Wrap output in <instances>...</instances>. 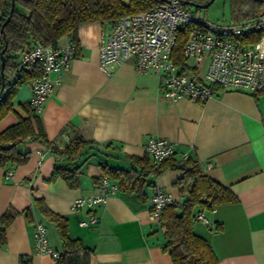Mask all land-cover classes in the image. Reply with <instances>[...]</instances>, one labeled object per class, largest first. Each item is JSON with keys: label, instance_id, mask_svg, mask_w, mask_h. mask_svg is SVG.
Returning <instances> with one entry per match:
<instances>
[{"label": "crops", "instance_id": "1", "mask_svg": "<svg viewBox=\"0 0 264 264\" xmlns=\"http://www.w3.org/2000/svg\"><path fill=\"white\" fill-rule=\"evenodd\" d=\"M109 29L107 23L78 28L76 55L36 114L47 141L59 148L76 136L92 142L77 156L67 157L37 140H25L16 149L29 152L28 160L0 166V216L9 209L16 212L5 230L0 264H55L53 256L34 249L35 222L45 225L52 248L61 247L55 225L40 214L34 198H42L67 219L68 236L79 238L92 251L88 264H172L162 248L165 228L151 213L150 197L158 186L172 202H179L173 185L179 171L166 169L151 177L153 186L144 188L145 202L117 190L92 211L72 207L77 197L99 193L104 176L100 163L129 168L131 158L146 155L149 137L169 140L177 152L196 158L205 175L236 195L237 201L205 212L209 223L193 225L195 233L211 243L218 264H264V92L216 88L214 96L199 104L166 97L155 72L139 74L132 59L106 74L99 69L98 43ZM13 90V111L0 121V131L18 116L26 117L27 111L34 114L28 106L29 86L18 84ZM67 163L81 164L76 188L60 177L48 180L56 165ZM7 171L10 178H5ZM91 213L97 222L81 226Z\"/></svg>", "mask_w": 264, "mask_h": 264}, {"label": "trees", "instance_id": "2", "mask_svg": "<svg viewBox=\"0 0 264 264\" xmlns=\"http://www.w3.org/2000/svg\"><path fill=\"white\" fill-rule=\"evenodd\" d=\"M163 0H15L14 10L1 34L3 52V74L5 78L16 68V60L31 41L41 40L44 44L57 45L64 37H72L76 45L78 28L89 23H109L122 16L148 10ZM184 0L177 4L188 9ZM205 3L208 0H189ZM11 0H0V26L9 15ZM199 11L196 8L197 13ZM264 14V0H230V21L241 22ZM191 32L190 27L179 29L172 51L173 62L181 67V71L196 77V68L185 63L182 50ZM1 48V49H2ZM0 57V69H1ZM40 71L24 73L18 84H24ZM17 84V85H18ZM1 86V75H0ZM12 90L0 103V121L13 111ZM22 105V104H21ZM25 107L26 106L22 105ZM29 106V104H28ZM30 107V106H29ZM18 116L17 121L0 131V166L7 164L21 165L29 158V152H20L16 144L25 140H37L49 147L55 154L75 157L81 148L92 142L81 137L72 138L63 148L49 142L43 131L39 117L34 114ZM130 167H113L100 163L102 174L118 184V190L127 194H135L143 202L147 200L144 188L153 186L151 177L159 175L166 169L177 170L180 177L174 182L181 197L179 202H172L163 208L158 224L165 228L166 251L172 264H218V257L211 243L193 230L196 212L202 207L210 210L221 204L237 201L236 195L227 187L209 178L202 171L199 161L187 155L184 158L171 156L158 163L146 154L143 157L130 159ZM81 164H59L53 169L48 179L53 181L62 178L71 188L80 183ZM40 214L51 221L61 240L55 264H88L91 249L83 245L79 238H71L67 234V219L52 210L42 198L33 199ZM16 215L15 211L6 210L0 216V247L5 243V230ZM29 217V214L27 213Z\"/></svg>", "mask_w": 264, "mask_h": 264}, {"label": "built area", "instance_id": "3", "mask_svg": "<svg viewBox=\"0 0 264 264\" xmlns=\"http://www.w3.org/2000/svg\"><path fill=\"white\" fill-rule=\"evenodd\" d=\"M107 24L110 29L102 32L98 43L99 69L106 74L132 59L139 74H146L149 70L155 72L166 97L173 100L187 98L199 104L214 96L216 88L264 92V14L241 22L217 23L183 8L177 0H169ZM186 27H190L191 32L184 43L182 55L186 64L189 60L200 62L206 59L203 77H195L191 71H181V67L172 60L178 30ZM1 34L0 31V51ZM66 38L64 45L31 41L17 57L16 68L4 79L0 103L16 87L24 73L39 70V75L26 82L31 91L30 109L39 114L54 85L60 81L62 72L69 68L76 55L75 41L72 37ZM144 151L155 163L171 156H187L186 152H177L169 140L157 137L147 139ZM38 153H41L40 150ZM11 176V171L5 173V178ZM99 189L97 194L77 197L72 207L92 211L118 190V184L103 176ZM171 203V197L160 187L153 188L150 209L156 220L163 208ZM215 210L214 207L210 210L201 207L195 219L209 223L205 212L213 213ZM96 222V215L91 213L79 224L87 226ZM33 245L36 254H49L54 258L57 255V251L48 244L42 222L34 223Z\"/></svg>", "mask_w": 264, "mask_h": 264}, {"label": "rangeland", "instance_id": "4", "mask_svg": "<svg viewBox=\"0 0 264 264\" xmlns=\"http://www.w3.org/2000/svg\"><path fill=\"white\" fill-rule=\"evenodd\" d=\"M188 10L196 12V8L188 6ZM197 14L203 18L217 23H225L230 21V0H214L206 9H199ZM189 67H197L196 73L199 77H203L206 68V59L200 62L189 60L187 62ZM48 222H46L47 224Z\"/></svg>", "mask_w": 264, "mask_h": 264}, {"label": "water", "instance_id": "5", "mask_svg": "<svg viewBox=\"0 0 264 264\" xmlns=\"http://www.w3.org/2000/svg\"><path fill=\"white\" fill-rule=\"evenodd\" d=\"M163 1H169V0H163ZM214 0H208L205 3H195L189 0H184L183 3L187 4L189 6H192L194 8H198V9H206L207 7H209V5L213 2ZM14 6H15V0H11V6H10V11H9V15L5 18L4 22L1 24L0 26V31L1 33H3L4 30V25L8 22V20L10 19V16L14 10ZM3 52H4V48L1 49L0 51V57H1V69H0V75H1V86H0V92L2 91L3 88V84H4V79L5 76L3 74V64H4V59H3Z\"/></svg>", "mask_w": 264, "mask_h": 264}]
</instances>
